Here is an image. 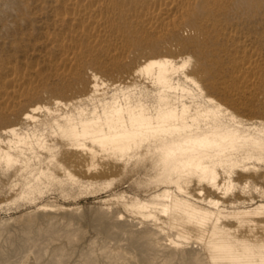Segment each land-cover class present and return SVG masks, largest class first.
Returning <instances> with one entry per match:
<instances>
[{"label":"rangeland","instance_id":"rangeland-1","mask_svg":"<svg viewBox=\"0 0 264 264\" xmlns=\"http://www.w3.org/2000/svg\"><path fill=\"white\" fill-rule=\"evenodd\" d=\"M59 1L0 0V137L7 141L13 136L4 131L16 128L30 142L41 138L51 149L37 144L27 149V144H23L26 146L21 148L22 152L10 150L12 163L0 166V228L17 233L19 224L30 215H39L40 224L52 218L61 229L68 227L79 234L77 252L93 250L99 254L106 247L111 255L122 253L125 264H144L140 251L129 244L128 232L134 228L161 227L164 235L178 243V249L200 252L203 242L188 226L172 227L168 215L159 210L158 217L151 221L125 207L138 200L152 202L155 194L169 189L193 207L223 216L222 225L234 234H248V225L238 224L231 214L264 203V164L257 172L236 173L235 186L228 192L195 183L181 191L175 185L165 187L151 182L153 171L145 167L134 169V163H128L126 157L97 151V157L92 159L82 150L69 148L58 131L56 119L76 114L78 107L85 112L99 109L101 101H113L116 97L120 101L125 96L147 99L154 86L139 68L150 60L170 59L179 69L174 74L175 81L185 83L184 75L191 76L206 96L237 119L264 127V0H231L222 15L205 9L209 0H191L181 16L161 32L154 30L146 17V0H119V9L113 14L116 33L100 43L92 37L95 29L87 20L88 14L81 16L77 27L63 17L55 19L51 15L50 10L60 8ZM216 20L220 23L217 27L212 25ZM230 24L237 32L251 36L250 46L228 36ZM65 34L74 40L75 48L59 41ZM243 56L257 61L259 75L253 82L240 79V72L245 69ZM9 73L28 79L21 83L20 94L7 97L9 104L3 107ZM94 83L98 84L97 93L92 91ZM186 86L198 90L190 82ZM26 114L34 118H26ZM3 148L8 149V144ZM224 180L222 175L220 183ZM155 200L168 203L160 197ZM215 200L219 202L215 204ZM104 209L115 213L114 216H123L120 219L127 224L128 231L116 232L114 228V237L101 235L98 226L114 221L113 214L109 219L108 215L96 219ZM122 219L130 220L131 225ZM254 231L264 237V221L255 225ZM62 243L60 237L43 238L41 246L51 250ZM29 251L26 254L25 249L19 254L22 260L16 258L22 264H39L36 254ZM79 253H74L68 264L80 261ZM206 258L204 264H264V257L259 256L222 263ZM155 261L164 263L158 256ZM171 264L186 263L175 258Z\"/></svg>","mask_w":264,"mask_h":264},{"label":"bare ground","instance_id":"bare-ground-1","mask_svg":"<svg viewBox=\"0 0 264 264\" xmlns=\"http://www.w3.org/2000/svg\"><path fill=\"white\" fill-rule=\"evenodd\" d=\"M118 1L61 0L58 3L60 8L50 10V13L55 19L63 17L76 27L80 24L81 16L88 14L90 17L87 20L95 29L92 37L100 43L103 38L116 33L113 16L119 9ZM190 1L146 0L148 10L146 17L150 20L151 27L161 32L171 26ZM230 1L209 0L205 9L213 14L222 15L226 12ZM219 24L218 20L212 23L216 27ZM227 29L228 36H232L246 47L250 46L252 41L249 34L237 32L233 24L228 25ZM77 31L78 29L75 30ZM59 41L68 48L76 47L69 34L60 37ZM256 64V59L243 56L242 67L245 69L240 72V79L253 82L259 75ZM178 70L170 59L148 61L138 70L149 77L154 86V90L150 94L147 93V99L141 96H125L124 101H120L116 97L113 101H101L99 109L95 107L88 112L78 107L76 114H66L61 119H56L61 137L68 141L69 148L82 150L91 155L92 159L97 157V151L105 155L126 157L128 163H134V169L145 167L146 170L153 171L151 182L158 186L175 185L178 190L184 191L191 183H195L199 186L204 184L209 188L217 190L224 188L226 192L230 191L235 186L233 176L236 173L257 172L263 168L261 165L264 164V127L248 125L237 119L213 98L206 96L191 76L184 75L185 83L180 80L175 81L174 74ZM9 76L6 81L9 89L2 96L3 107L9 104L7 97L20 94L21 83L28 79L25 75L16 73H9ZM187 82L198 90L187 87ZM92 91L94 93L99 91L97 83L92 85ZM36 109L38 107L34 108ZM26 118H34V116L26 114ZM4 132L13 137L7 141L0 137V166L2 163H12L13 156L10 150L13 148L22 152L21 148L26 146L23 144H27V149L37 144L39 147L51 150L41 138L37 139L36 143L30 142L27 136L20 135L16 128H9ZM5 144H8V149L3 148ZM222 175H225L226 180L221 184ZM154 196L152 202L138 200L126 204L125 207L142 217L150 218L151 221L158 217L156 210H159L160 213L168 215L172 227L188 226L196 233V238L203 242V246L202 250L199 249L200 252L194 249H178L177 242L171 237L168 238V234V236L164 235L161 227H154L152 224L151 228L129 229L131 243H128L140 251L143 256L141 261L144 264H156L157 256L163 258V264H171L175 258L186 264H204L206 257L207 261L212 259L215 263H222L227 259L235 261L264 257V237L254 231L255 225L264 221L256 220V217H264L263 202L252 209L231 214L238 220V224L249 227L248 234L243 232L237 235L232 229L231 231L222 225L223 216L197 209L182 198L172 195L169 189ZM159 197L167 200L168 203L155 200ZM218 202L214 201L215 204ZM109 213L104 209L97 214L96 219H100L103 215L105 217L108 215L109 219L110 215H115ZM38 217L37 214L27 217L19 224L17 233L12 229L0 228V264H22L23 261H20L22 256L19 254L25 249L26 254L30 249L36 254L34 256L38 257H36L38 261L40 260L39 264H68L74 253L80 252H77L75 247L78 241L76 237L79 234H75L71 228L65 226L61 229L59 223L50 217L51 220H43L46 223L40 224L37 221ZM120 217L116 215L113 217V222L101 223L98 226V231L102 233L100 234L114 237L117 229L128 231L127 224L122 222ZM122 220L126 221V219ZM59 237L63 238V243L51 250L41 246L43 238ZM16 256L20 257L19 260ZM79 256L80 261L74 264H125L122 253L111 255L106 247L99 254L94 253L93 250H81Z\"/></svg>","mask_w":264,"mask_h":264}]
</instances>
